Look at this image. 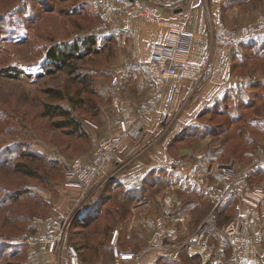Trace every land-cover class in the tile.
<instances>
[{
	"label": "rangeland",
	"instance_id": "obj_1",
	"mask_svg": "<svg viewBox=\"0 0 264 264\" xmlns=\"http://www.w3.org/2000/svg\"><path fill=\"white\" fill-rule=\"evenodd\" d=\"M69 2L0 0V264L8 261L43 264L40 258L45 252L25 240V235L36 231L32 218L48 214L51 206H57L55 200L62 192L72 191L64 184V163L80 157L81 151L93 148V153L98 142L105 138L92 136L102 118L111 113L110 98L118 85L112 84L113 66L121 54L117 52L118 41L110 35L112 21L102 30L97 27L113 16L97 19L89 6L79 13ZM242 2L246 6L243 16L248 19L236 25L224 20L226 24L237 27L264 18V0ZM62 43H76L79 49L67 64L56 67L55 62L46 59V52L52 45ZM238 44L241 53L233 59V65L237 66L239 75L253 78L261 66L264 74V37L241 40ZM246 84L237 85L223 104L207 112L199 125L194 126L197 130L187 133L184 141L175 147L173 159L181 162L185 157L196 159L194 167L204 175H217L213 170L215 162L235 160L238 169L249 166L250 182L264 190V96L257 91V83ZM55 106L69 111L79 122L83 136L78 131L72 132V126L64 122ZM212 128L216 134L202 133ZM99 191L95 195L94 190L89 201L97 197L96 204L100 205L106 197L99 198L102 192ZM117 195L109 196L113 198L107 202V210L117 204ZM224 202L220 201L216 208V228L232 218L219 223L218 209ZM72 211L73 208L64 213ZM246 215L263 239L258 245H249L244 259L232 260L228 257L230 249L219 248L215 228L203 226L197 232L213 234L214 241L205 236V242L215 250L223 249L222 257L233 264H257L258 253L260 264H264V194L257 202V219L253 213ZM69 236L71 242L82 244L77 241L81 232L74 226H70ZM196 243L199 241L191 243L194 248ZM152 251L159 252L152 249L148 254ZM195 252L199 260L194 264L206 260L212 264L214 254L206 259L198 249ZM55 257L59 264V256L55 254ZM107 258V255L103 257L104 263H108ZM192 263L188 258L182 261V264Z\"/></svg>",
	"mask_w": 264,
	"mask_h": 264
},
{
	"label": "crops",
	"instance_id": "obj_2",
	"mask_svg": "<svg viewBox=\"0 0 264 264\" xmlns=\"http://www.w3.org/2000/svg\"><path fill=\"white\" fill-rule=\"evenodd\" d=\"M69 1L79 13L89 6L97 19L113 16L110 35L118 41L117 52L121 54V58L113 66V77H117L119 83L115 94L110 98L111 113L102 118L97 132L93 131L92 136H112L116 141L113 161L105 165L92 184L95 195L100 190L102 192L99 198H106L100 205L96 204L97 197L80 203L84 193L71 188L72 191L62 192L55 200L63 212H69L75 207L76 213L87 219L82 226L75 227L82 235L77 241L84 244L88 239L89 244V247L79 249L81 259L88 264H111L113 230L119 232V247L141 251L149 244L155 218L165 206H170L171 214L165 221L160 240L171 244V252L162 256L160 252L152 251L147 258H158L164 264L167 260L181 262L182 255L185 254L194 264L199 256L195 252L197 249L189 244L188 238L197 232L207 212L213 208L219 192L227 185V180L218 175L200 173L194 167L196 159L193 158L185 157L178 165H172L173 150L184 141H175V138L187 128L198 126L207 112H213L212 107L223 104L229 91L235 90L237 85L245 83L247 86L246 83H250L249 85L255 86L257 83V91L261 97L264 96L262 66L257 68V74L253 78L239 75L233 59L240 55V45L227 48L218 46L213 41L219 18L235 25L248 19V16H243V9H246L244 1L190 0L174 11L164 12L166 24L142 20L128 23L122 13L123 0ZM168 24H184L190 31L185 52L188 61L200 62L204 57L210 59L212 75L207 82L195 87L190 80L184 78L164 80L152 77L149 68L152 51L157 43L167 39ZM156 92L162 93L157 110L147 114L146 119L139 120L135 113L136 105ZM161 112L165 114L162 115ZM123 118L134 122L129 125V134L126 136L120 134L118 125ZM92 149L81 151L80 157L89 161ZM186 163L188 168L185 167ZM134 189L142 197L137 203L130 204L127 215L117 218L113 223L106 220V212L108 215H117L118 210V206L107 210V202L113 198L109 196ZM237 210L249 215L253 213L257 219V202L239 204L238 199L232 197L218 209L219 223L226 222L229 219L226 215L232 217ZM254 221L257 223V220ZM209 237L214 241L213 234H207V238ZM218 245L219 248L222 247V244ZM258 254L257 264H260ZM105 255L108 256V263H104ZM40 260L43 264H58L55 254L51 252H45ZM210 263L233 264L222 256H214Z\"/></svg>",
	"mask_w": 264,
	"mask_h": 264
},
{
	"label": "built area",
	"instance_id": "obj_3",
	"mask_svg": "<svg viewBox=\"0 0 264 264\" xmlns=\"http://www.w3.org/2000/svg\"><path fill=\"white\" fill-rule=\"evenodd\" d=\"M189 2L190 0H123L122 13H124L125 20L128 23L142 20L156 24H166L163 17L164 12L174 11ZM110 21H112V18H108L97 29L102 30L106 23ZM167 28L169 31L167 39L157 43L152 51L149 61L152 77L164 80L184 78L190 80L195 87L207 82L212 75L210 59L204 57L200 62H190L185 58L190 37V31L187 26L184 24H168ZM258 36L264 37L263 17L237 27L230 26L219 18L216 21L213 41L218 46L234 48L239 41L253 39ZM118 83V78L113 77L112 84L117 85ZM161 99L162 93L156 92L140 101L135 107L138 119L144 120L147 114L155 112ZM161 114L164 115L165 112H161ZM133 123L132 119H120L118 122L120 134L128 135L129 125ZM115 150V138L107 136L98 142L89 161H85L81 157H73L64 163L63 168L66 176L64 184L66 187L76 188L84 193L80 203L87 201L93 194L92 184L105 165L113 161ZM179 163V159L172 160V165L174 166ZM237 167L235 160L214 163V172L227 180V185L222 190L211 212L200 225L201 228L203 226L215 228L214 236L217 237L222 246L230 249L228 257L235 261L246 258L249 245L251 243L260 244L263 239L262 234L249 217L239 210L236 211L229 221L220 228H216V208L220 201H224L229 197H236L239 204L256 203L264 194L261 185L250 182L251 172L249 166L242 169ZM76 212L77 208L73 209L70 214H65L54 205L50 207L48 214L45 216H34L32 225L36 231L31 235H25L26 242L42 252L57 254L59 256V264H88L81 259L76 246L69 242L70 226ZM170 214V206H165L162 213L155 218V227L149 244L141 251L119 247L117 243L119 232L118 230H113L111 232V243L114 250L111 264H161L156 259H147L146 255L152 249L158 250L162 255H167L171 252V244L160 241L165 221ZM205 236L207 238V233L205 234L204 231L196 232L188 238V242L199 241L195 247L203 253L202 255L206 259L211 257L212 254L222 256L224 250L213 249V245L205 242Z\"/></svg>",
	"mask_w": 264,
	"mask_h": 264
},
{
	"label": "trees",
	"instance_id": "obj_4",
	"mask_svg": "<svg viewBox=\"0 0 264 264\" xmlns=\"http://www.w3.org/2000/svg\"><path fill=\"white\" fill-rule=\"evenodd\" d=\"M78 46L76 45V43L73 44H66V43H62L59 46H57V44L52 45L46 52V59L47 60H51L52 62H55L56 67H61L64 66L65 64H67L68 59L70 58V56L73 53H76L75 51L78 50ZM77 55V54H76ZM78 57H81V54H78ZM263 65V62H261ZM17 75V73L15 74ZM55 111H57L63 118H64V122H66V124L68 126H72V132H80V135L83 136L84 133L82 134L81 130H80V124L77 120H75V118L70 115L68 110H64L62 108H60L59 106H55L54 107ZM193 130H197V127H189L187 128L184 132H182L181 134H179L175 139L177 138H181L183 139V137L187 136V133H191L190 131ZM194 131V132H195ZM211 131H214V128L212 129H207V131L202 132L203 134L205 133H211ZM217 132H213V134H216ZM202 134V135H203ZM178 140V139H177ZM235 150V149H234ZM142 197L141 194H137L136 190H128L125 193H119L117 195V197L115 198V202H117V204L115 206H118V210L116 212L117 215H115L114 213H108L106 212V220L110 221L111 223H113V221H115L117 218L122 217L124 218L127 215L128 212V208L130 206L131 203H135L136 201L140 200ZM232 197H229L228 199H226V201H228L229 199H231ZM81 215V213H80ZM91 216V215H90ZM231 215H226V217L230 218ZM85 221H87L86 218L80 217L79 214L76 213V215L74 216L72 222H71V226H79V225H83L85 223ZM92 233V232H91ZM87 240L84 242V244H75V242H71L70 241V236H69V242L73 243L76 248L79 249L83 248V247H89ZM91 246V245H90ZM92 247V246H91ZM79 255L81 257V254L79 252ZM189 259V258H188ZM183 260H187V256L184 254L182 255V260L181 262H173L170 260H167L164 264H182ZM4 264H24L22 262H5Z\"/></svg>",
	"mask_w": 264,
	"mask_h": 264
},
{
	"label": "water",
	"instance_id": "obj_5",
	"mask_svg": "<svg viewBox=\"0 0 264 264\" xmlns=\"http://www.w3.org/2000/svg\"><path fill=\"white\" fill-rule=\"evenodd\" d=\"M202 264H208V260H206L205 262H203Z\"/></svg>",
	"mask_w": 264,
	"mask_h": 264
}]
</instances>
